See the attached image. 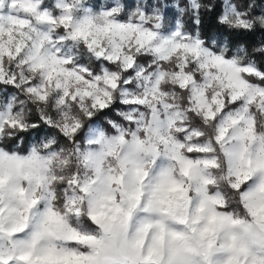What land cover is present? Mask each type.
<instances>
[{
	"label": "clouds",
	"instance_id": "9594fccd",
	"mask_svg": "<svg viewBox=\"0 0 264 264\" xmlns=\"http://www.w3.org/2000/svg\"><path fill=\"white\" fill-rule=\"evenodd\" d=\"M0 264H264V0H0Z\"/></svg>",
	"mask_w": 264,
	"mask_h": 264
}]
</instances>
